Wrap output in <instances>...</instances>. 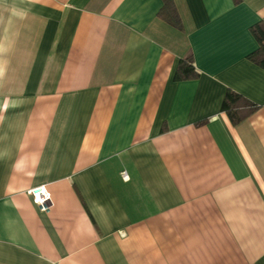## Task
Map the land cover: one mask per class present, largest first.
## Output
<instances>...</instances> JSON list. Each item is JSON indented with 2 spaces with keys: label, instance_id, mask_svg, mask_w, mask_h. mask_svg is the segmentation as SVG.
<instances>
[{
  "label": "crops",
  "instance_id": "obj_1",
  "mask_svg": "<svg viewBox=\"0 0 264 264\" xmlns=\"http://www.w3.org/2000/svg\"><path fill=\"white\" fill-rule=\"evenodd\" d=\"M172 3L0 0V264H264V0Z\"/></svg>",
  "mask_w": 264,
  "mask_h": 264
},
{
  "label": "trees",
  "instance_id": "obj_2",
  "mask_svg": "<svg viewBox=\"0 0 264 264\" xmlns=\"http://www.w3.org/2000/svg\"><path fill=\"white\" fill-rule=\"evenodd\" d=\"M159 14L171 26L177 29L181 28V22L175 11L172 0H163V6ZM249 31L257 43V48L248 54L247 58L264 68V24L256 23L249 28ZM196 75L197 72L192 66L191 58H186L179 61L174 73V79L179 81L194 78ZM243 105L246 107V111L242 113L239 111V108ZM253 107V104L232 91L226 92L222 102V111L228 114L230 121L234 124L241 121L246 113L250 112Z\"/></svg>",
  "mask_w": 264,
  "mask_h": 264
},
{
  "label": "built area",
  "instance_id": "obj_3",
  "mask_svg": "<svg viewBox=\"0 0 264 264\" xmlns=\"http://www.w3.org/2000/svg\"><path fill=\"white\" fill-rule=\"evenodd\" d=\"M121 178L123 180H127V174L125 172H121ZM31 198L33 202L36 204L40 211H46L51 207V200L47 192L43 187H38L30 191Z\"/></svg>",
  "mask_w": 264,
  "mask_h": 264
}]
</instances>
